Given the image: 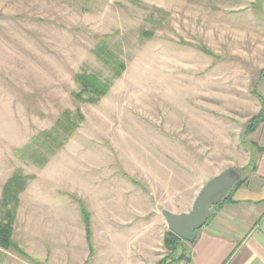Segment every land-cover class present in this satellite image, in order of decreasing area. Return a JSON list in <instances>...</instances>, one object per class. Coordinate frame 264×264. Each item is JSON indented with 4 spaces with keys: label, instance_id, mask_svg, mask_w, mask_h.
Wrapping results in <instances>:
<instances>
[{
    "label": "rangeland",
    "instance_id": "obj_1",
    "mask_svg": "<svg viewBox=\"0 0 264 264\" xmlns=\"http://www.w3.org/2000/svg\"><path fill=\"white\" fill-rule=\"evenodd\" d=\"M138 1L0 0V197L15 170L33 175L13 223L22 249L26 218L58 216L71 234L70 264L73 250L89 252L82 205L95 241L87 264L94 253V264H123L118 248L159 264L173 256L161 208L189 211L215 174L233 168L247 179L255 168L259 147L246 127L264 96V2ZM101 35L125 70L97 103H77L82 68L110 77L92 54ZM76 108L84 120L43 164L33 151L14 154ZM1 252L0 264H37Z\"/></svg>",
    "mask_w": 264,
    "mask_h": 264
},
{
    "label": "crops",
    "instance_id": "obj_2",
    "mask_svg": "<svg viewBox=\"0 0 264 264\" xmlns=\"http://www.w3.org/2000/svg\"><path fill=\"white\" fill-rule=\"evenodd\" d=\"M254 135L258 147L262 148L254 170L232 189L228 199L210 211L206 224L196 231L194 241L189 243L186 264H264V122ZM24 224L25 252L46 263L61 260L64 264L63 257L67 255L65 264H70L69 251L65 254L64 249L71 234L62 226V218L31 216ZM41 227L45 230L42 233ZM50 236L53 237L51 245L46 243ZM92 245H95L93 232ZM117 250L124 255L123 264H142L132 262L128 253ZM72 254L75 258L71 264H87L92 257V253L76 249ZM95 259L94 253L89 264H94Z\"/></svg>",
    "mask_w": 264,
    "mask_h": 264
},
{
    "label": "trees",
    "instance_id": "obj_3",
    "mask_svg": "<svg viewBox=\"0 0 264 264\" xmlns=\"http://www.w3.org/2000/svg\"><path fill=\"white\" fill-rule=\"evenodd\" d=\"M133 2H139L138 0H130ZM141 36L151 37L152 33H142ZM92 54L101 63V65L110 72L109 78H103L100 73L89 72L82 68L78 73L74 75V81L78 90L72 93L73 99L77 103H97L102 97H104L112 82L119 78L125 70V63L120 56V50L109 39L108 35H101L95 46L92 49ZM261 101L260 111L253 116L252 121L247 124V131H255L256 128L264 122V96H259ZM84 120V116L79 108H76L75 113H72L69 109H64L54 121L53 127L50 130H40L36 135L31 138V143L28 144L23 150L16 149L14 154L23 158L28 150L33 151L31 155H39L37 162L43 164L49 155L54 154L57 150L61 149L67 139L71 137L79 127L80 122ZM42 149L43 153L40 151ZM262 148H258V152H261ZM33 178V175H22L19 169L15 170L13 174L4 182L1 188L0 197V257H4L1 250H13L18 255L30 259L33 262L39 263L29 256L18 244L13 237V223L15 220L16 209L19 202V194L25 189L27 181ZM244 178L236 182L233 187L228 191L227 195L220 203H216L211 207L216 208L222 204V202L230 196L233 188L240 185ZM210 210V211H211ZM82 221L85 226V239L91 253L92 248V231L91 223L89 220V213L81 205ZM185 242L177 237L174 233L166 230L163 236L164 248L173 255L172 258H163L159 264H172L184 260L185 263L189 262L190 250L183 246ZM192 243V242H191ZM180 249V254L177 251Z\"/></svg>",
    "mask_w": 264,
    "mask_h": 264
},
{
    "label": "water",
    "instance_id": "obj_4",
    "mask_svg": "<svg viewBox=\"0 0 264 264\" xmlns=\"http://www.w3.org/2000/svg\"><path fill=\"white\" fill-rule=\"evenodd\" d=\"M240 179L241 175L237 170L227 168L209 178L198 189L189 211L173 212L161 208L160 213L167 230L185 242H193L196 231L206 224L211 207L220 203Z\"/></svg>",
    "mask_w": 264,
    "mask_h": 264
},
{
    "label": "built area",
    "instance_id": "obj_5",
    "mask_svg": "<svg viewBox=\"0 0 264 264\" xmlns=\"http://www.w3.org/2000/svg\"><path fill=\"white\" fill-rule=\"evenodd\" d=\"M172 264H177V263H172Z\"/></svg>",
    "mask_w": 264,
    "mask_h": 264
}]
</instances>
